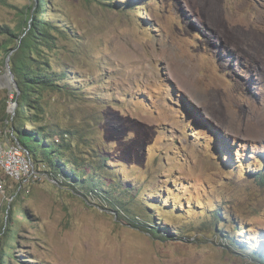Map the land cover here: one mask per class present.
Instances as JSON below:
<instances>
[{"label": "rangeland", "instance_id": "1", "mask_svg": "<svg viewBox=\"0 0 264 264\" xmlns=\"http://www.w3.org/2000/svg\"><path fill=\"white\" fill-rule=\"evenodd\" d=\"M33 1L0 0V26ZM46 1L69 31L41 59L66 76L42 150L63 159L0 162L6 264H264V0ZM5 40L0 120L20 107Z\"/></svg>", "mask_w": 264, "mask_h": 264}, {"label": "trees", "instance_id": "2", "mask_svg": "<svg viewBox=\"0 0 264 264\" xmlns=\"http://www.w3.org/2000/svg\"><path fill=\"white\" fill-rule=\"evenodd\" d=\"M47 7L48 3L46 0H34L33 6L27 7L22 11L21 14L24 15L25 19L17 28L12 29L8 26H0V35L6 38L1 46L7 52V58L4 60V63H7V59L10 57V67L20 90L19 93H15V103L20 105V107L15 111L14 115L5 114L0 121L3 122L6 130L11 131V134H9L10 141L12 143L18 142L23 148L29 151L34 165L41 162L49 163L50 167L52 166V173H54L55 171H60L56 162L57 159H63L61 148L65 144H60L59 146L52 145L53 149L51 154L43 152V148L51 146L46 145L50 143V138H48L46 128L41 126L45 114L43 100L44 92L52 88H57L59 86L58 81H62L63 83L66 76L64 74H58L50 62H43L41 59L44 54V49L51 51L58 49V41L61 38L66 39L68 37L67 31L69 29H60L53 22L48 21L44 17ZM13 44L15 45L12 47ZM24 120L26 126L23 123ZM28 126L34 127L35 132L28 130ZM21 134L34 135L33 140L40 142L39 146L42 147L41 150L37 148L35 152H32L20 140L19 135ZM56 135L60 136L65 143L69 141L66 139L68 133L64 131ZM75 175L77 177H83L79 173H75ZM86 180L88 181L89 179ZM260 181L264 184V176L260 178ZM95 191H98V187ZM108 202L113 203L110 199ZM8 217L9 221L13 219V210L9 211ZM136 217H138V220L140 219L139 215ZM139 221L136 222L138 225H146L142 223V220ZM3 229L5 231L4 234L0 232V264H6L3 240L1 241V239L7 238L9 233H11V224ZM147 231L155 235V237L159 233L152 226H147Z\"/></svg>", "mask_w": 264, "mask_h": 264}, {"label": "built area", "instance_id": "3", "mask_svg": "<svg viewBox=\"0 0 264 264\" xmlns=\"http://www.w3.org/2000/svg\"><path fill=\"white\" fill-rule=\"evenodd\" d=\"M10 132L0 123V162L11 176L20 179L22 172H29L33 163L27 149L10 141Z\"/></svg>", "mask_w": 264, "mask_h": 264}, {"label": "water", "instance_id": "4", "mask_svg": "<svg viewBox=\"0 0 264 264\" xmlns=\"http://www.w3.org/2000/svg\"><path fill=\"white\" fill-rule=\"evenodd\" d=\"M7 67H8V70H9V75L11 76L10 82L12 84H14V86L16 87V89L18 90V93H19L20 90H19V87H18V83L16 82L15 76H14L12 70H11V67H10V57H8V59H7Z\"/></svg>", "mask_w": 264, "mask_h": 264}]
</instances>
